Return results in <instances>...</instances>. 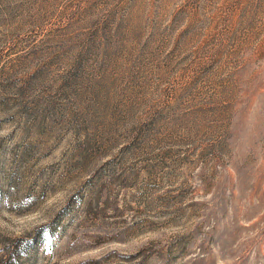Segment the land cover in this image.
<instances>
[{
  "label": "rangeland",
  "instance_id": "1",
  "mask_svg": "<svg viewBox=\"0 0 264 264\" xmlns=\"http://www.w3.org/2000/svg\"><path fill=\"white\" fill-rule=\"evenodd\" d=\"M0 264H264V0H0Z\"/></svg>",
  "mask_w": 264,
  "mask_h": 264
}]
</instances>
